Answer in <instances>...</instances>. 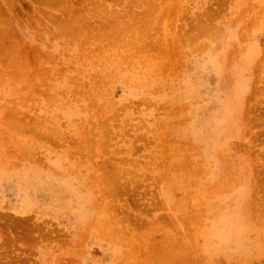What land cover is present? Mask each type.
<instances>
[{
    "label": "rangeland",
    "instance_id": "1",
    "mask_svg": "<svg viewBox=\"0 0 264 264\" xmlns=\"http://www.w3.org/2000/svg\"><path fill=\"white\" fill-rule=\"evenodd\" d=\"M162 262L264 264V0H0V264Z\"/></svg>",
    "mask_w": 264,
    "mask_h": 264
},
{
    "label": "bare ground",
    "instance_id": "2",
    "mask_svg": "<svg viewBox=\"0 0 264 264\" xmlns=\"http://www.w3.org/2000/svg\"><path fill=\"white\" fill-rule=\"evenodd\" d=\"M51 1V0H50ZM101 3V2H100ZM146 4V3H145ZM156 4V3H155ZM128 5V4H127ZM60 6V5H59ZM63 6V5H62ZM103 6V5H102ZM105 10V9H104ZM108 10V9H107ZM112 10V9H111ZM110 10V11H111ZM146 10V9H145ZM154 11H156V10H154ZM134 12V11H133ZM136 12H138V11H136ZM142 12V11H141ZM144 14V13H143ZM83 15V14H82ZM99 15H101L100 13H99ZM98 15V16H99ZM137 14H135V16H136ZM139 15V14H138ZM150 15V14H149ZM157 16V15H156ZM104 17V16H103ZM107 17H109V16H107ZM138 17V16H137ZM84 18H86V17H84ZM112 19V18H111ZM148 19V18H147ZM204 19V18H203ZM119 20V19H118ZM123 20V19H122ZM150 20V19H149ZM154 20V19H153ZM160 20V19H159ZM144 21V20H143ZM143 21L141 22V23H143ZM79 22V21H78ZM136 22V21H135ZM147 22V21H146ZM145 22V23H146ZM149 23V22H148ZM197 23V22H196ZM127 24V23H126ZM136 24V23H135ZM144 24V23H143ZM3 25V24H2ZM74 25H76V24H74ZM110 25V24H109ZM131 25V24H130ZM137 25V24H136ZM142 25V24H141ZM146 25V24H145ZM193 25V24H192ZM117 26V25H116ZM121 26V25H120ZM160 26V25H159ZM77 27V26H76ZM136 27V26H135ZM149 27V26H148ZM104 28V27H103ZM112 28V27H111ZM120 28V27H119ZM125 28V27H124ZM131 28V27H130ZM139 28H140V26H139ZM149 28H152V27H149ZM204 28V27H203ZM202 28V29H203ZM121 29V28H120ZM142 29H143V27H142ZM71 30H74V29H71ZM76 30V29H75ZM118 30V29H117ZM135 30V29H134ZM137 30V29H136ZM141 30V29H140ZM194 30V29H193ZM208 30V29H207ZM110 31V30H109ZM122 31V30H121ZM127 31V30H126ZM142 31H144V29L143 30H141V32ZM210 31V30H209ZM78 32V31H77ZM80 32V31H79ZM97 32V31H96ZM116 32V31H115ZM134 32V31H133ZM148 32H149V30H148ZM196 32V31H195ZM52 33V32H51ZM61 33H62V31H61ZM121 33V32H120ZM124 33V32H123ZM144 33V32H143ZM189 34V33H188ZM191 34H192V31H191ZM190 34V35H191ZM196 34V33H195ZM130 35V34H129ZM183 35H186V34H183ZM205 35V34H204ZM52 36V35H51ZM82 36V35H81ZM207 36V35H206ZM205 36V37H206ZM54 37V36H53ZM76 37V36H75ZM85 37V36H84ZM83 37V38H84ZM105 37V36H104ZM113 37V36H112ZM127 37H129V36H127ZM151 37V36H150ZM188 37H190V36H188ZM197 37V36H196ZM81 38V37H80ZM106 38V37H105ZM191 38V37H190ZM198 38H199V36H198ZM56 39V38H55ZM75 39V38H74ZM108 39V38H107ZM128 39V38H127ZM139 39V38H138ZM200 39H201V37H200ZM79 40V39H78ZM87 40V39H86ZM104 40V39H103ZM176 40V39H175ZM193 40V39H192ZM81 41V40H80ZM118 41V40H117ZM122 41V40H121ZM190 41V40H189ZM198 41V40H197ZM196 41V42H197ZM73 42V41H72ZM71 42V43H72ZM79 42V41H78ZM101 42V41H100ZM115 42V41H114ZM113 42V43H114ZM125 42V41H124ZM143 42H145V41H143ZM154 42H156V41H154ZM181 42V41H180ZM193 42V41H192ZM195 42V43H196ZM67 43V42H66ZM103 43V42H102ZM112 43V44H113ZM118 43V42H117ZM137 43V42H136ZM97 44V43H96ZM130 45L132 44V43H129ZM153 44V43H152ZM151 44V45H152ZM194 44V43H193ZM101 45V44H100ZM117 45V44H116ZM115 45V46H116ZM123 45V44H122ZM143 45H145V43L143 44ZM148 45V44H147ZM81 46V45H80ZM109 46V45H108ZM120 46V45H119ZM124 46V45H123ZM142 46V45H141ZM154 46V45H153ZM195 46V45H194ZM99 47V46H98ZM144 47H146V46H144ZM200 47V46H199ZM77 48V47H76ZM102 48V47H101ZM105 48V47H104ZM108 48V47H107ZM107 48H105V49H107ZM117 48H118V46H117ZM123 48V47H122ZM116 49V48H115ZM114 49V50H115ZM120 49V48H119ZM124 49V48H123ZM127 49V48H126ZM143 49V48H142ZM107 51V50H106ZM113 51V50H112ZM112 51H110V52H112ZM121 51H122V49H121ZM129 51V50H128ZM115 52V51H114ZM172 52V51H171ZM81 53V52H80ZM101 53V52H100ZM106 53V52H105ZM105 53H104V55H105ZM132 53V52H131ZM148 53V52H147ZM150 53V52H149ZM12 54V53H11ZM5 55V54H4ZM98 55H99V53H98ZM108 55V54H107ZM111 55V54H110ZM109 56V55H108ZM113 56H114V54H113ZM146 56H148V55H146ZM13 57V56H12ZM116 57V56H115ZM125 57V56H124ZM10 58H11V56H10ZM90 58V57H89ZM118 58V57H117ZM15 59V58H14ZM13 59V60H14ZM120 59V58H119ZM12 60V61H13ZM107 60V59H106ZM95 61V60H94ZM155 61V60H154ZM16 62V61H15ZM16 63H18V61L16 62ZM100 64V63H99ZM10 65V64H9ZM11 67V66H10ZM15 67V66H14ZM37 68V67H36ZM8 69V68H7ZM24 69V68H23ZM45 72V71H44ZM21 76V75H20ZM11 78H13V77H11ZM4 79V78H3ZM14 79V78H13ZM15 80V79H14ZM17 80V79H16ZM50 80H51V78H50ZM23 86V85H22ZM69 86H70V84H69ZM72 88V87H71ZM21 89V88H20ZM57 91V90H56ZM60 91V90H59ZM70 91V90H69ZM88 91V90H87ZM84 93H85V91H84ZM90 94V93H89ZM64 95V94H63ZM63 95H62V97H63ZM96 95V94H95ZM76 96V95H75ZM93 96H94V94H93ZM65 97V96H64ZM73 97V96H72ZM95 99H96V97H94ZM79 99V98H78ZM77 99V100H78ZM86 99V98H85ZM93 99V98H92ZM10 119V118H9ZM13 119V118H12ZM8 121H10V120H8ZM6 122V121H5ZM13 122V121H12ZM20 122V121H19ZM48 122V121H47ZM91 122V121H90ZM13 124V123H12ZM18 124V123H17ZM35 125V124H34ZM42 126H43V124H42ZM47 126V125H46ZM45 126V127H46ZM48 126H50V125H48ZM12 128V127H11ZM38 128H40V127H38ZM49 128V127H48ZM109 128V127H108ZM14 129V128H13ZM42 129V128H41ZM15 130V129H14ZM44 130V129H43ZM16 131V130H15ZM90 132V131H89ZM52 133V132H51ZM57 135V134H56ZM47 136V135H46ZM110 139V138H109ZM107 142V141H106ZM95 145V144H94ZM106 146V145H105ZM88 147H89V145H88ZM196 149H198V148H196ZM25 150V149H24ZM96 152V151H95ZM26 153V152H25ZM98 153V152H97ZM193 155V154H192ZM26 158V157H25ZM31 159V158H30ZM114 170V169H113ZM117 170V169H116ZM121 176V175H120ZM111 179V178H110ZM116 179V178H115ZM97 181V180H96ZM121 181V180H120ZM102 183V182H101ZM116 185V184H115ZM100 186V185H99ZM105 186V185H104ZM113 187V186H112ZM95 192V191H94ZM102 197V196H101ZM98 199V198H97ZM114 202V201H113ZM177 203V202H176ZM107 209V208H106ZM113 212H114V210H113ZM113 216H114V214H113ZM116 218V217H115ZM118 218V217H117ZM32 222V221H31ZM112 222V221H111ZM115 229V228H114ZM120 231H121V229H120ZM127 234V233H126ZM128 240V239H127ZM125 244V243H124ZM168 257V256H167ZM170 257H172V256H170ZM160 259V258H159ZM165 259H167V258H165ZM165 259L163 260V261H165ZM158 263V262H157ZM160 263V262H159ZM162 264H163V262H162Z\"/></svg>",
    "mask_w": 264,
    "mask_h": 264
}]
</instances>
